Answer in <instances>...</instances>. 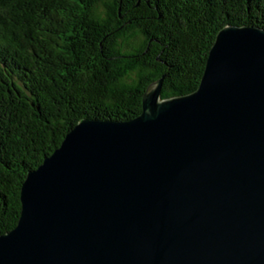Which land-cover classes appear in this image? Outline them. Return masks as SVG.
<instances>
[{"label": "water", "instance_id": "95a60500", "mask_svg": "<svg viewBox=\"0 0 264 264\" xmlns=\"http://www.w3.org/2000/svg\"><path fill=\"white\" fill-rule=\"evenodd\" d=\"M161 84L27 172L0 264H264V29L219 30L195 91Z\"/></svg>", "mask_w": 264, "mask_h": 264}, {"label": "trees", "instance_id": "16d2710c", "mask_svg": "<svg viewBox=\"0 0 264 264\" xmlns=\"http://www.w3.org/2000/svg\"><path fill=\"white\" fill-rule=\"evenodd\" d=\"M226 25L264 29V0H0V235L68 131L137 116L159 79L161 99L195 91Z\"/></svg>", "mask_w": 264, "mask_h": 264}]
</instances>
